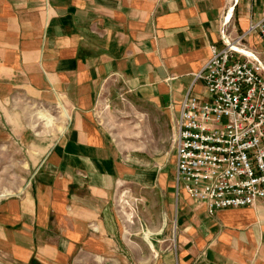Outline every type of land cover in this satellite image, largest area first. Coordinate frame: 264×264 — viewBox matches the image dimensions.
<instances>
[{"label": "crops", "instance_id": "0c3cea01", "mask_svg": "<svg viewBox=\"0 0 264 264\" xmlns=\"http://www.w3.org/2000/svg\"><path fill=\"white\" fill-rule=\"evenodd\" d=\"M263 17L264 0H0V264H264V206L210 216L175 169L174 210L160 174L138 179L154 199L139 220H119L115 193L136 176L98 117L122 95L177 123L187 93L206 98L210 47ZM244 45L264 63L257 30Z\"/></svg>", "mask_w": 264, "mask_h": 264}, {"label": "built area", "instance_id": "2783aa9c", "mask_svg": "<svg viewBox=\"0 0 264 264\" xmlns=\"http://www.w3.org/2000/svg\"><path fill=\"white\" fill-rule=\"evenodd\" d=\"M255 30L264 41V17L246 34ZM246 34L210 47L195 76L206 98L187 93L176 123V190L210 216L264 206V63L245 47Z\"/></svg>", "mask_w": 264, "mask_h": 264}, {"label": "rangeland", "instance_id": "374dc122", "mask_svg": "<svg viewBox=\"0 0 264 264\" xmlns=\"http://www.w3.org/2000/svg\"><path fill=\"white\" fill-rule=\"evenodd\" d=\"M152 108L153 106L148 103L125 98L122 95L108 101L103 100L98 108L99 121L106 128L107 135L113 142L118 160L123 162L124 166H128L129 172L136 176V179L120 183L115 193V213L119 220L127 223L137 222L140 207L149 205V201L154 200L152 197L139 198L138 195L143 189L146 191L153 189V182L151 185L145 184L147 181L138 184V179L148 180L153 178L152 176L164 174L167 177L168 188L174 195L172 201L175 202L171 204L173 210L177 202L178 195H175L173 186L176 123L170 124L167 121L166 125L164 118L151 117ZM48 115L53 118L52 124L46 125L47 127L42 126L49 128L52 139L62 123L60 118H57V112L49 111ZM171 222L175 230L174 213Z\"/></svg>", "mask_w": 264, "mask_h": 264}]
</instances>
